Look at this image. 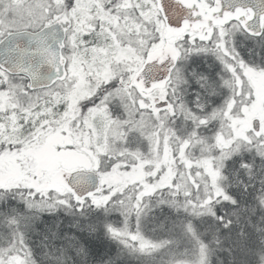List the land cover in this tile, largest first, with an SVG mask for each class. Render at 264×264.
Listing matches in <instances>:
<instances>
[{
	"label": "snow or ice",
	"instance_id": "1",
	"mask_svg": "<svg viewBox=\"0 0 264 264\" xmlns=\"http://www.w3.org/2000/svg\"><path fill=\"white\" fill-rule=\"evenodd\" d=\"M0 264H264V0H0Z\"/></svg>",
	"mask_w": 264,
	"mask_h": 264
}]
</instances>
